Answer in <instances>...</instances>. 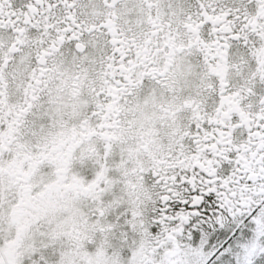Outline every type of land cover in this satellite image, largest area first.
I'll use <instances>...</instances> for the list:
<instances>
[{
    "label": "snow or ice",
    "instance_id": "snow-or-ice-1",
    "mask_svg": "<svg viewBox=\"0 0 264 264\" xmlns=\"http://www.w3.org/2000/svg\"><path fill=\"white\" fill-rule=\"evenodd\" d=\"M0 264H264V0H0Z\"/></svg>",
    "mask_w": 264,
    "mask_h": 264
}]
</instances>
